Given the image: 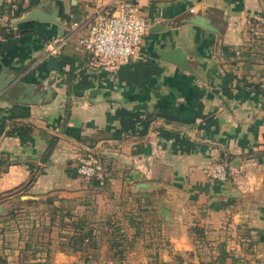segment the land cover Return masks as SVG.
Segmentation results:
<instances>
[{
	"label": "crops",
	"instance_id": "obj_1",
	"mask_svg": "<svg viewBox=\"0 0 264 264\" xmlns=\"http://www.w3.org/2000/svg\"><path fill=\"white\" fill-rule=\"evenodd\" d=\"M120 1L0 0V215L39 201L84 221L58 204L136 198L157 205L160 264H219L222 247L264 264V0H130L147 32L127 61L102 66L73 39L46 55ZM85 154L102 183L77 173ZM214 162L240 171L213 180ZM144 250L131 261L153 262Z\"/></svg>",
	"mask_w": 264,
	"mask_h": 264
},
{
	"label": "rangeland",
	"instance_id": "obj_2",
	"mask_svg": "<svg viewBox=\"0 0 264 264\" xmlns=\"http://www.w3.org/2000/svg\"><path fill=\"white\" fill-rule=\"evenodd\" d=\"M143 203L133 198L99 205L93 199L89 211L81 214L74 203H59L63 211L72 210L76 217H86L83 226L90 237L79 244L77 251L71 250L69 241L75 223L71 217L59 220L51 204L39 201L10 205L5 217L0 215V255L7 264H138L131 261L129 250L143 238L145 256L153 262L140 264H160L152 245L164 243L165 231L162 235L160 228L163 223L157 205Z\"/></svg>",
	"mask_w": 264,
	"mask_h": 264
},
{
	"label": "built area",
	"instance_id": "obj_3",
	"mask_svg": "<svg viewBox=\"0 0 264 264\" xmlns=\"http://www.w3.org/2000/svg\"><path fill=\"white\" fill-rule=\"evenodd\" d=\"M147 32V23L139 6L130 0H121L106 14L102 8L70 23L68 33L60 43L48 44L47 56L56 54L59 45L73 39L90 57L102 66H113L137 54ZM77 173L84 179H98L101 183L109 176L105 162L97 155L85 154L78 158ZM208 175L216 181H226L231 170L225 163L214 162L207 167Z\"/></svg>",
	"mask_w": 264,
	"mask_h": 264
},
{
	"label": "trees",
	"instance_id": "obj_4",
	"mask_svg": "<svg viewBox=\"0 0 264 264\" xmlns=\"http://www.w3.org/2000/svg\"><path fill=\"white\" fill-rule=\"evenodd\" d=\"M73 223L74 232L69 235V241L71 244V250L77 251L79 248V244L84 243L89 240L90 233L86 232L85 227L83 226V220H76ZM81 223V224H80ZM75 224V225H74ZM230 259L228 262L227 260ZM219 264H246L245 260L240 259L234 255H230L224 247H222L219 251V256L217 257ZM0 264H7L6 260L0 255Z\"/></svg>",
	"mask_w": 264,
	"mask_h": 264
},
{
	"label": "water",
	"instance_id": "obj_5",
	"mask_svg": "<svg viewBox=\"0 0 264 264\" xmlns=\"http://www.w3.org/2000/svg\"><path fill=\"white\" fill-rule=\"evenodd\" d=\"M29 17L30 18H35V19H51L50 17H48L45 14H43L40 10L31 11L30 14H29ZM192 21L194 23H196V24H199V25L203 26V27H210L203 19H201L199 17H194L192 19ZM12 80H13V78L11 79V81ZM0 88H2L1 85H0Z\"/></svg>",
	"mask_w": 264,
	"mask_h": 264
}]
</instances>
